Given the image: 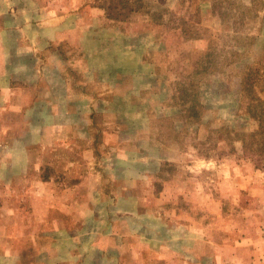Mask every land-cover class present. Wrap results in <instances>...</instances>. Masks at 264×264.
<instances>
[{
    "label": "rangeland",
    "instance_id": "374dc122",
    "mask_svg": "<svg viewBox=\"0 0 264 264\" xmlns=\"http://www.w3.org/2000/svg\"><path fill=\"white\" fill-rule=\"evenodd\" d=\"M3 149L0 208L114 204L122 264L136 228L150 264H264V0H0Z\"/></svg>",
    "mask_w": 264,
    "mask_h": 264
},
{
    "label": "crops",
    "instance_id": "0c3cea01",
    "mask_svg": "<svg viewBox=\"0 0 264 264\" xmlns=\"http://www.w3.org/2000/svg\"><path fill=\"white\" fill-rule=\"evenodd\" d=\"M1 153L0 186L8 189L5 196L10 201L14 190L11 187L28 183L25 175L31 163L27 149H3ZM30 183L40 187L34 190L32 196L36 201H41L42 208L35 206L23 216L12 205L0 208V264H122L123 232L116 225L120 211L115 209L114 204L110 211L112 217L107 213L101 216V212L95 210L77 211L75 204L64 197L66 204L60 210L66 212L64 214L71 224L61 225L48 211L53 208V189L41 190L53 185V179L39 178ZM76 215L79 216L78 220ZM87 217L92 221L87 222ZM100 217L103 225L97 223ZM48 221L49 227L41 229V223ZM141 233L138 228L131 230L126 254L130 257L128 264H150L148 259L152 256L149 250L154 245H151L153 238L145 237V247L137 245L134 241L141 238ZM164 244L168 245L161 240V248H164Z\"/></svg>",
    "mask_w": 264,
    "mask_h": 264
}]
</instances>
